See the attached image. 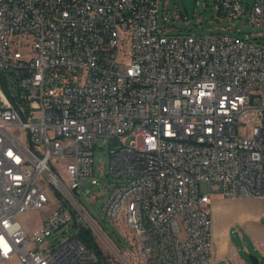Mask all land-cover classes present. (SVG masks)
Listing matches in <instances>:
<instances>
[{
  "label": "built area",
  "instance_id": "1",
  "mask_svg": "<svg viewBox=\"0 0 264 264\" xmlns=\"http://www.w3.org/2000/svg\"><path fill=\"white\" fill-rule=\"evenodd\" d=\"M158 13L157 0H0V264H97L70 227L75 211L99 228L76 196L100 183V139L118 180L104 216L134 193L151 264H213L212 194L264 198V44L250 41L264 33L169 34ZM249 22L264 26V0ZM35 210L28 233L19 217Z\"/></svg>",
  "mask_w": 264,
  "mask_h": 264
},
{
  "label": "rangeland",
  "instance_id": "2",
  "mask_svg": "<svg viewBox=\"0 0 264 264\" xmlns=\"http://www.w3.org/2000/svg\"><path fill=\"white\" fill-rule=\"evenodd\" d=\"M241 1L242 13L229 17L218 12L220 0H157L158 25L160 30L165 29L169 34H227L239 29L240 36L248 35L252 38L264 33V26H253L249 22V7L253 5L254 0ZM177 15H180L181 19H176ZM164 16L168 18L166 21ZM232 26L235 28L232 29ZM250 41L264 44V36ZM109 167V144L100 139L94 149L95 175L100 179V183L94 186L84 184L78 190L80 196H76L81 206L98 222L99 228L92 227L81 215L78 220L92 229L109 259L118 260L119 264H144L138 239L127 226L125 216L122 215L118 220L106 219L104 216L103 205L110 195L106 183L118 181L110 174ZM199 190L201 193H209V184L200 182ZM210 207L213 220V264H225L219 253L222 243L221 230L227 233L230 228V241L243 250L245 258L251 263V257L256 256L261 264H264L263 254L255 249L260 237L264 236V198L231 199L213 193ZM46 211H30L21 215L19 221L28 233H33L39 229ZM71 230L73 231L72 226ZM216 232L220 233L217 238Z\"/></svg>",
  "mask_w": 264,
  "mask_h": 264
},
{
  "label": "crops",
  "instance_id": "3",
  "mask_svg": "<svg viewBox=\"0 0 264 264\" xmlns=\"http://www.w3.org/2000/svg\"><path fill=\"white\" fill-rule=\"evenodd\" d=\"M230 231L231 228L227 231V233L221 230L222 243L219 248V253L220 256L222 257V262L225 264H252L245 258L243 250L232 244L229 237ZM219 234L220 233L216 232V238L218 237ZM255 249L260 251L264 256V236L260 237L259 241L256 244Z\"/></svg>",
  "mask_w": 264,
  "mask_h": 264
},
{
  "label": "trees",
  "instance_id": "4",
  "mask_svg": "<svg viewBox=\"0 0 264 264\" xmlns=\"http://www.w3.org/2000/svg\"><path fill=\"white\" fill-rule=\"evenodd\" d=\"M71 226L77 230V240L86 245L94 253L97 264H109V258L98 243L94 232L91 228L79 222L78 214L75 211H73V222Z\"/></svg>",
  "mask_w": 264,
  "mask_h": 264
},
{
  "label": "bare ground",
  "instance_id": "5",
  "mask_svg": "<svg viewBox=\"0 0 264 264\" xmlns=\"http://www.w3.org/2000/svg\"><path fill=\"white\" fill-rule=\"evenodd\" d=\"M133 191H140V184H133ZM131 200H134V193H127V195H120V206L118 211H116V220H118L122 215H124L126 224L132 231V226L129 220ZM110 210H117V203H110ZM140 251L142 255V261L144 262V264H151V258L146 257V250H141V246H140Z\"/></svg>",
  "mask_w": 264,
  "mask_h": 264
},
{
  "label": "water",
  "instance_id": "6",
  "mask_svg": "<svg viewBox=\"0 0 264 264\" xmlns=\"http://www.w3.org/2000/svg\"><path fill=\"white\" fill-rule=\"evenodd\" d=\"M76 191V190H75ZM67 230H65V232H66ZM251 263L252 264H260V259L258 258V257H256V256H252L251 257Z\"/></svg>",
  "mask_w": 264,
  "mask_h": 264
}]
</instances>
